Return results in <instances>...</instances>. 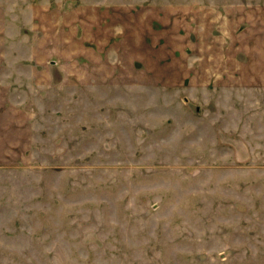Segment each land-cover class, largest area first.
<instances>
[{
    "label": "rangeland",
    "instance_id": "obj_1",
    "mask_svg": "<svg viewBox=\"0 0 264 264\" xmlns=\"http://www.w3.org/2000/svg\"><path fill=\"white\" fill-rule=\"evenodd\" d=\"M0 264H264V0H0Z\"/></svg>",
    "mask_w": 264,
    "mask_h": 264
}]
</instances>
